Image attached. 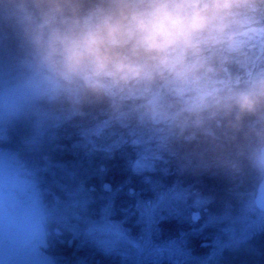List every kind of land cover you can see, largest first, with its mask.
<instances>
[{
  "label": "trees",
  "instance_id": "1",
  "mask_svg": "<svg viewBox=\"0 0 264 264\" xmlns=\"http://www.w3.org/2000/svg\"><path fill=\"white\" fill-rule=\"evenodd\" d=\"M7 3L8 0H0V65H16L28 58L27 39L16 18L6 14L10 9L5 7ZM228 72L231 78L244 73L235 64ZM245 83L236 85L242 87ZM69 108L78 114L72 123L80 127L94 126L114 111L124 112L133 123H144L135 113L128 112L127 104L97 99L79 89L75 102L43 96L26 105L29 112L58 113ZM31 120L26 115L1 122L0 151L15 155L20 174L28 181V176L33 178L42 201L47 203L40 212L45 216L48 258L70 264L91 252L101 255L105 250L101 241L113 235V224L132 226V235H138L137 205L158 200L165 203L177 197L170 210L153 207L154 212L158 210L154 241L167 250L166 260L158 264H173L167 255L183 257L181 264H264L263 221L253 223L251 219L245 232L228 236V229L238 224L240 215L253 208L259 211L254 200L264 175L260 162L264 113L245 117L240 129L227 136L214 124L207 131L189 128L184 132L174 124L164 126L162 165L139 175L131 171L130 149L106 153L90 146H75L73 139L66 137L44 146L21 145L20 141L32 134ZM38 164L49 168L39 172ZM131 194L135 195L134 202L129 198ZM259 212L264 216V212ZM57 213H65L67 222L59 220ZM193 213L198 216L197 222L192 219ZM87 228L89 232L101 229L100 233H85L81 240L70 241L72 232H86ZM103 230L110 233H101ZM217 237L219 244L213 245ZM210 252L213 258L207 261ZM114 254L120 256L119 252L113 251ZM118 256L115 261L120 259Z\"/></svg>",
  "mask_w": 264,
  "mask_h": 264
},
{
  "label": "clouds",
  "instance_id": "2",
  "mask_svg": "<svg viewBox=\"0 0 264 264\" xmlns=\"http://www.w3.org/2000/svg\"><path fill=\"white\" fill-rule=\"evenodd\" d=\"M264 3V0H260ZM37 70L97 99L138 100L156 123L224 135L264 113V71L240 87L260 40L258 0H8ZM264 159V158H262Z\"/></svg>",
  "mask_w": 264,
  "mask_h": 264
},
{
  "label": "rangeland",
  "instance_id": "3",
  "mask_svg": "<svg viewBox=\"0 0 264 264\" xmlns=\"http://www.w3.org/2000/svg\"><path fill=\"white\" fill-rule=\"evenodd\" d=\"M258 3L260 8L257 13V23L262 38L250 49L247 68L239 66L244 73L234 78L229 75L235 84L247 82L249 73L264 71V3ZM6 14L13 16L11 9H8ZM25 48L28 49L26 60L16 65H0V123L26 115L32 118V134L22 139L21 145L44 146L59 137H66L73 139L75 146H90L106 153L130 149L133 153L130 163L131 171L138 175L155 171L162 165V149L165 142L162 134L163 127L170 124L156 123L144 116L138 100L127 99L116 102L127 104L130 107L128 112L135 113L139 120L143 119V122L147 124L133 123L132 120L126 118L124 112L114 111L105 115V119L103 118L94 126L80 127L79 124L72 123L78 115L74 109H62L58 113L27 111L28 103L43 96L48 100L75 102L78 88L46 81L36 68L33 50L27 40ZM0 155V264H59L47 257L50 254L48 251L50 245L46 239L45 216L40 212L41 222L39 224L37 210V204L42 211L47 203L42 201L38 193V185H35L31 176H28L30 177L28 181L22 173L20 174V169L16 166L19 162L15 155L1 154V151ZM48 168V165L44 164L39 167L38 171L44 172ZM116 191L121 192L119 189ZM129 198L134 202L135 195L131 194ZM176 201L177 197H172L165 203L158 200L154 204L137 205L138 222L140 223L138 235H132L134 231L132 226L124 228L120 223L113 224V235L101 241L105 250L98 255L99 257L91 252L82 260H73L70 264H158L166 260L167 250L164 249V245H159L154 241L157 238L154 217L155 214L158 215V210L154 212L153 207L158 205L159 210L161 208L170 210ZM56 216L63 223L67 222L64 218L65 213H57ZM192 219L197 222V214ZM251 219L253 223L264 222V216L253 208L250 212H244L239 216L238 224L230 226L228 236L236 237L239 235L238 232H245L251 225L249 222ZM98 229L101 228L91 229L90 232L88 228L86 232L85 230L72 232L73 237L70 241L74 238L81 240L85 233L94 234L95 231L100 233ZM101 233L110 232L103 230ZM218 244V237L214 238L213 245ZM113 251L119 252L120 256L113 255ZM212 254L213 252L207 254V261L213 258ZM116 256L120 258L118 261L114 259ZM167 257L173 261V264H181L183 260V257L178 258L172 255H167Z\"/></svg>",
  "mask_w": 264,
  "mask_h": 264
},
{
  "label": "water",
  "instance_id": "4",
  "mask_svg": "<svg viewBox=\"0 0 264 264\" xmlns=\"http://www.w3.org/2000/svg\"><path fill=\"white\" fill-rule=\"evenodd\" d=\"M262 158H264V147L261 149V152H260V162H261V166L264 171V159ZM254 202H255L256 208L259 211L264 212V175H263L262 182L260 183L258 187ZM203 245H206V244L204 243Z\"/></svg>",
  "mask_w": 264,
  "mask_h": 264
},
{
  "label": "snow or ice",
  "instance_id": "5",
  "mask_svg": "<svg viewBox=\"0 0 264 264\" xmlns=\"http://www.w3.org/2000/svg\"><path fill=\"white\" fill-rule=\"evenodd\" d=\"M37 210H38V214H39V224H40V222H41V213H40V209H39L38 204H37Z\"/></svg>",
  "mask_w": 264,
  "mask_h": 264
},
{
  "label": "flooded vegetation",
  "instance_id": "6",
  "mask_svg": "<svg viewBox=\"0 0 264 264\" xmlns=\"http://www.w3.org/2000/svg\"><path fill=\"white\" fill-rule=\"evenodd\" d=\"M68 245H69V247H71L72 246V243L71 242H68Z\"/></svg>",
  "mask_w": 264,
  "mask_h": 264
}]
</instances>
